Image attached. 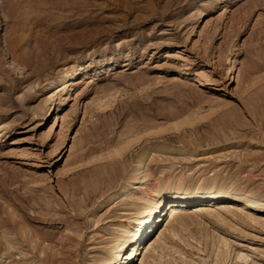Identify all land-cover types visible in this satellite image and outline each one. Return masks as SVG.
<instances>
[{
    "label": "rangeland",
    "instance_id": "rangeland-1",
    "mask_svg": "<svg viewBox=\"0 0 264 264\" xmlns=\"http://www.w3.org/2000/svg\"><path fill=\"white\" fill-rule=\"evenodd\" d=\"M149 187L129 264H264V0H0V264H106Z\"/></svg>",
    "mask_w": 264,
    "mask_h": 264
},
{
    "label": "bare ground",
    "instance_id": "bare-ground-1",
    "mask_svg": "<svg viewBox=\"0 0 264 264\" xmlns=\"http://www.w3.org/2000/svg\"><path fill=\"white\" fill-rule=\"evenodd\" d=\"M160 191H158L155 188H152V189L150 188V189L145 191L147 198L144 201L142 210L134 218L133 224L129 225L128 227L121 228L122 232L119 234L118 239L116 238L117 241L113 245L114 250L110 256L109 262H107L106 264H129L136 258V253L138 250V248L136 247L137 243H139L142 240L143 235L147 233L148 228L152 227L151 224L149 225V222H151L152 218L155 216V219H156L157 215L159 216L162 214L163 209H165V207L167 205L165 200L167 198H169L171 195L170 190L163 191V192H160ZM201 195H202L201 197H204V199L205 198L214 199V197L217 194H214L212 192H207V193L201 194ZM190 197L191 196L188 193L184 192V194H182L179 197V201H176L177 204L173 205L174 204L173 201H169L168 202L169 203V207H168L169 213H168V215L166 213V217L173 219L177 216H180V215L183 216V214L185 215L186 211H185L184 207L186 205L184 203H178V202H189L190 200H192V199H190ZM170 203H172V204H170ZM253 204H254V202H253ZM155 219H154L153 223L155 222ZM165 219L166 218H164L163 221H165ZM174 233L175 232H173V234ZM137 235H139V236L137 238H135ZM124 248H127V249H126V252H124V254H122ZM139 254H141V252ZM237 257L245 259V255H243V254H240ZM123 258H124V260H123Z\"/></svg>",
    "mask_w": 264,
    "mask_h": 264
}]
</instances>
